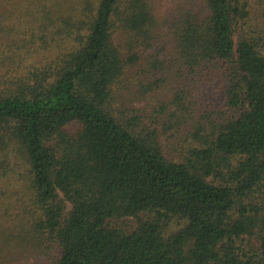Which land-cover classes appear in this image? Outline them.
Listing matches in <instances>:
<instances>
[{
  "label": "trees",
  "instance_id": "trees-1",
  "mask_svg": "<svg viewBox=\"0 0 264 264\" xmlns=\"http://www.w3.org/2000/svg\"><path fill=\"white\" fill-rule=\"evenodd\" d=\"M0 247L264 264V0H0Z\"/></svg>",
  "mask_w": 264,
  "mask_h": 264
},
{
  "label": "rangeland",
  "instance_id": "rangeland-1",
  "mask_svg": "<svg viewBox=\"0 0 264 264\" xmlns=\"http://www.w3.org/2000/svg\"><path fill=\"white\" fill-rule=\"evenodd\" d=\"M180 0H161V6L162 11L166 12L170 10L173 6H175L177 3H179ZM138 107H142L141 105H137ZM167 153V151H165ZM168 154V153H167ZM0 247V251H1ZM1 258L4 257L6 264H36V261L34 260L33 256L27 254L26 252H13L11 253H0ZM10 256L15 257L13 259L10 258ZM0 258V259H1Z\"/></svg>",
  "mask_w": 264,
  "mask_h": 264
}]
</instances>
